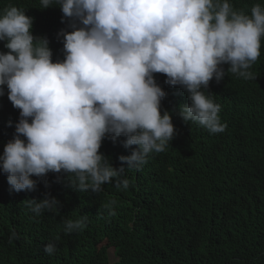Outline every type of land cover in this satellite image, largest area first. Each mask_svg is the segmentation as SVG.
Segmentation results:
<instances>
[{"label":"clouds","instance_id":"obj_1","mask_svg":"<svg viewBox=\"0 0 264 264\" xmlns=\"http://www.w3.org/2000/svg\"><path fill=\"white\" fill-rule=\"evenodd\" d=\"M40 8L58 5L64 58L53 61L47 37L34 36V18L14 4L0 10V96L7 88L9 126L13 138L0 155V190L35 191L49 172L71 174L79 191H102L122 178L127 168L139 169L151 153L166 150L175 135L172 114L161 113L167 93L154 74L169 86H181L190 103L179 115L210 133L227 128L221 105L205 94L209 82L219 83L227 72L255 79L249 69L260 56L264 38V6L251 14L236 10L230 0H39ZM229 65L227 70L223 65ZM167 88V87H166ZM167 90V89H165ZM174 100V95L172 96ZM176 102H174L175 105ZM17 108L18 112L11 109ZM126 137L116 168L100 148L104 139ZM23 137V138H22ZM111 201L110 205H114ZM37 215L56 210L59 201L47 194L27 200ZM115 214L114 211L111 212ZM87 217L67 220L70 234L86 227ZM44 251L52 255L55 243Z\"/></svg>","mask_w":264,"mask_h":264},{"label":"trees","instance_id":"obj_2","mask_svg":"<svg viewBox=\"0 0 264 264\" xmlns=\"http://www.w3.org/2000/svg\"><path fill=\"white\" fill-rule=\"evenodd\" d=\"M10 3L27 10L34 18L33 35L47 37L50 48L58 47L53 61L62 60L63 38L57 33L70 29L67 20L61 22L60 7L41 9L39 0H0V10ZM230 3L249 15L254 5L264 6V0ZM4 43L0 52L8 51ZM249 70L255 79L227 72L204 89L221 105V122L227 124L221 133L185 122L179 108L190 103L187 92L165 86V75L154 74L167 93L161 113L172 114L176 132L166 150L149 154L139 169L123 162L122 178L130 181L126 190L117 189L113 180L100 192L58 194L71 174L52 172L31 177L37 181L35 191L0 190V264H264V38ZM8 100L5 86L0 110ZM9 121L7 115L0 120V155L15 133ZM125 139L102 142L100 152L113 167H121L119 157L137 147L125 148ZM46 194L59 207L37 215L27 200ZM84 216L82 231L65 234V221ZM49 242L56 245L52 255L44 251Z\"/></svg>","mask_w":264,"mask_h":264},{"label":"bare ground","instance_id":"obj_3","mask_svg":"<svg viewBox=\"0 0 264 264\" xmlns=\"http://www.w3.org/2000/svg\"><path fill=\"white\" fill-rule=\"evenodd\" d=\"M58 48V47H57ZM57 48H51L52 49V51L53 50H55V49H57ZM165 80H166V76H165ZM164 85L165 86H167V84L165 83V81H164ZM174 102H176V95L174 94ZM11 109L13 110V111H16V112H18V110H17V108H12L11 107ZM8 114V109L7 108H3V109H1L0 110V120H2V118H3V116H5V115H7ZM15 132V131H14ZM101 148H103V146L101 147ZM100 148V149H101ZM60 173H58L57 174V177H59L58 175H59ZM72 179H73V177L70 175V178L67 180V182L65 183V185L61 188V190L58 192V194H62V193H68V194H74V192H75V190H77L75 187H72L71 186V182H72ZM4 182V185H3V189L6 187V185H7V183L5 182V181H3ZM89 190H87V192H88ZM84 193H86V192H83L82 191V194H84Z\"/></svg>","mask_w":264,"mask_h":264}]
</instances>
